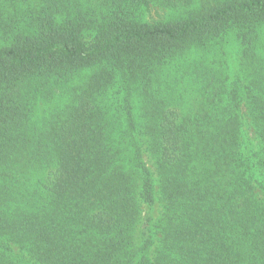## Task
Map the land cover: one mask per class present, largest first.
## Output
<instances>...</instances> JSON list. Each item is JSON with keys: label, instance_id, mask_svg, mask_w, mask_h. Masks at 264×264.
Returning a JSON list of instances; mask_svg holds the SVG:
<instances>
[{"label": "trees", "instance_id": "trees-1", "mask_svg": "<svg viewBox=\"0 0 264 264\" xmlns=\"http://www.w3.org/2000/svg\"><path fill=\"white\" fill-rule=\"evenodd\" d=\"M191 1L37 0L20 25L0 23V238L33 264H264V0L143 21L150 2ZM234 43L242 77L229 82L217 60ZM89 68L47 123L32 121L39 96ZM136 106L155 222L139 223L149 170L126 169Z\"/></svg>", "mask_w": 264, "mask_h": 264}, {"label": "rangeland", "instance_id": "rangeland-1", "mask_svg": "<svg viewBox=\"0 0 264 264\" xmlns=\"http://www.w3.org/2000/svg\"><path fill=\"white\" fill-rule=\"evenodd\" d=\"M26 4H22L19 0H0V23L3 22L4 19L14 21L15 25H20L22 23V18L20 14H27L28 9L34 8L37 6V0H24ZM227 0H192L190 5L186 4H174V5H159L154 2H150L148 4V8L144 11L143 21L147 23H158V22H167L172 21L177 18L184 19L189 16H194L201 13L204 10L210 9V7L214 5H221L223 2ZM87 36L90 35H86ZM4 45V44H0ZM238 47L234 44H229L226 48L225 54L222 58H219L217 61H222L221 68L224 70L226 76L228 77V81L232 82L236 77H242L239 68L238 61ZM91 74V68L86 69L84 71L79 70L76 76L73 78V83L70 86L61 87L58 89L51 90V98H47V94H42L36 100V105L34 106L36 109V114L32 121L41 126L43 123H47L50 120L51 115L54 113L55 108L63 105L64 102H68L70 99V89L71 93L74 92L79 86H82L86 81L87 76ZM117 85H111L110 89L106 92L109 93L108 97H111L113 93L117 90ZM141 111L139 112L138 107L136 106L133 111V116L135 117L137 124L133 130L128 129L126 139L129 137L134 138V140L128 141L129 144V154L125 158L126 169L131 170L134 169L137 173L141 171L142 173V165H144L150 172L151 178L153 181L154 188V201L152 204L141 203L140 204V219L139 223H143L147 218H151L153 222L157 221L162 213V200L159 192V183H158V174L154 160L152 159L150 153L147 150V141L148 137L143 132V129L140 127V120H143L141 115ZM240 118H241V134L243 140L247 138L253 139L255 138L254 130L250 124L249 117L246 112V108L244 104H241L240 107ZM120 127L115 131L118 132ZM133 130V135H132ZM136 141L138 151L135 152L132 146ZM139 154V163L134 161V157L136 154ZM139 169V170H138ZM140 177V175H139ZM160 238V234H156L155 236V246H157L158 239ZM0 254H3L6 258L11 260L12 264H33L31 258L21 249L18 245L14 244L12 241H7L3 238H0Z\"/></svg>", "mask_w": 264, "mask_h": 264}]
</instances>
